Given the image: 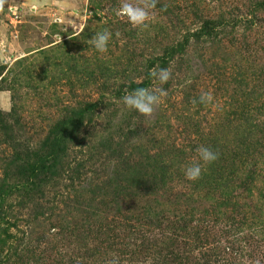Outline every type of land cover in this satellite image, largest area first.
<instances>
[{
  "label": "rangeland",
  "instance_id": "374dc122",
  "mask_svg": "<svg viewBox=\"0 0 264 264\" xmlns=\"http://www.w3.org/2000/svg\"><path fill=\"white\" fill-rule=\"evenodd\" d=\"M119 5L7 0L0 12V264H264V0H158L139 27ZM104 29L100 53L90 41ZM140 87L168 93L151 118L123 105ZM88 101L102 109L52 173L29 177L66 107ZM193 163L204 171L190 181Z\"/></svg>",
  "mask_w": 264,
  "mask_h": 264
},
{
  "label": "clouds",
  "instance_id": "9594fccd",
  "mask_svg": "<svg viewBox=\"0 0 264 264\" xmlns=\"http://www.w3.org/2000/svg\"><path fill=\"white\" fill-rule=\"evenodd\" d=\"M7 0H0V12L4 11ZM158 0H120V5L116 10V14L125 17L133 26H146L153 16ZM112 32L104 29L98 32L91 39L90 43L100 53L108 51L109 43L112 39ZM118 35V34H117ZM150 76L166 84L172 78L170 68H153ZM167 91L160 87H140L131 92H126L122 97L123 105L129 110H135L140 115L151 118L155 115L162 99L167 96ZM213 94L211 91L203 92L199 97L201 104H210L213 102ZM195 102V101H194ZM197 153L203 164L214 163L219 158V153L207 146H200ZM204 169L200 163H193L186 167L185 177L190 181L201 178Z\"/></svg>",
  "mask_w": 264,
  "mask_h": 264
},
{
  "label": "trees",
  "instance_id": "16d2710c",
  "mask_svg": "<svg viewBox=\"0 0 264 264\" xmlns=\"http://www.w3.org/2000/svg\"><path fill=\"white\" fill-rule=\"evenodd\" d=\"M38 56L40 57V60L49 62V55L46 52H39ZM43 73V72H42ZM46 77V76H44ZM43 76H38V81L44 80ZM66 117L64 121H59L54 124V126L51 128L53 129V133L50 136H47L45 141V146H47V153L45 154L46 158L44 157H38L34 165L31 167V171H29L30 175L29 177L34 178L36 177V174L38 173V169H44L47 172L52 173V166L53 162L56 161L58 158L59 153L64 151L65 144L68 142V140H73V133L80 128H82L83 124H87L92 117L98 113V109H102L99 107L98 102H90L85 103V106L83 108H71L66 107ZM15 111V106L12 107L11 113ZM96 111V112H95ZM6 116H10L9 114ZM97 118V117H96ZM3 121L0 120V125H3ZM1 131V129H0ZM78 133V132H76ZM75 133V134H76ZM152 156V157H150ZM156 155H147L145 156V162H148L147 160H151L154 162ZM49 160V161H48ZM47 162H51L50 164H47ZM212 165H215L214 163H211ZM208 170V168H206ZM142 175L138 176L137 179H142ZM132 179H135V175L132 177ZM164 182V181H162ZM161 182V183H162ZM130 184H134L133 182ZM147 185V183H146ZM152 189L153 185H157L156 183H151ZM257 218V217H256ZM102 230L101 228H99ZM108 231V229H107ZM108 237V235L105 234L104 237Z\"/></svg>",
  "mask_w": 264,
  "mask_h": 264
}]
</instances>
